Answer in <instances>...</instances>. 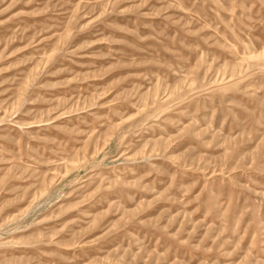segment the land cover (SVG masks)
<instances>
[{"label":"rangeland","instance_id":"1","mask_svg":"<svg viewBox=\"0 0 264 264\" xmlns=\"http://www.w3.org/2000/svg\"><path fill=\"white\" fill-rule=\"evenodd\" d=\"M0 264H264V0H0Z\"/></svg>","mask_w":264,"mask_h":264}]
</instances>
